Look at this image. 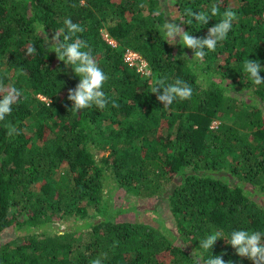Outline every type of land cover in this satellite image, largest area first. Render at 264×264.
<instances>
[{
	"label": "trees",
	"instance_id": "1",
	"mask_svg": "<svg viewBox=\"0 0 264 264\" xmlns=\"http://www.w3.org/2000/svg\"><path fill=\"white\" fill-rule=\"evenodd\" d=\"M172 1L177 21L212 5L238 19L201 61L179 37L167 43L161 26L173 20L161 0H0V79L22 90L0 122V264H193L214 232L222 239L202 260L224 253L225 264H253L225 240L264 233V84L243 71L247 58L264 68V0ZM66 18L84 28L77 36L109 77L104 110L69 111L79 77L51 44ZM220 18L181 27L204 38ZM127 49L149 74L125 62ZM156 77L186 81L191 98L163 109ZM9 123L19 135H7ZM112 189L141 204L167 193L176 228L119 219L126 210L112 206ZM9 228L19 234L3 242Z\"/></svg>",
	"mask_w": 264,
	"mask_h": 264
},
{
	"label": "clouds",
	"instance_id": "2",
	"mask_svg": "<svg viewBox=\"0 0 264 264\" xmlns=\"http://www.w3.org/2000/svg\"><path fill=\"white\" fill-rule=\"evenodd\" d=\"M143 6V4L140 5V7ZM154 14L158 15L159 12L157 11ZM185 15L188 19L182 20L180 24L191 25L193 20H195L197 24L207 25L212 17H221L219 22L208 29L207 36L204 38L194 37L174 21H165L161 26V32L164 34L168 44L174 45L176 38L179 37L180 45L182 44L183 48L193 50V59L201 61L208 52L216 50L219 42L227 39L233 23L238 19L237 14L231 9H225L221 14L217 5H212L207 12H195L189 8L185 10ZM83 32L84 28L80 24L73 23L71 18H66L64 27L60 28L58 33H55L51 42L52 52L56 54L57 59L66 66H70L75 75L79 77V83L74 89L69 90L67 96V99L72 102L69 111L75 113L92 107L104 110L110 103L109 97L103 91L104 84L109 77L98 65L88 42L77 36L78 33ZM61 35L62 39L60 38ZM27 54L37 55L34 45L28 47ZM178 58L185 59L187 56ZM243 71L253 84H264V79L260 75L261 72H264V68L261 67V63L258 60L247 58L243 63ZM152 85V94L156 95L157 100L164 105L163 109L169 108L174 101L188 100L193 94L192 87L180 78H176L174 82L169 83L167 77H156L152 80ZM21 97V89L6 84L4 79H0V122L5 121L6 117L11 115L13 105ZM111 106L113 108L119 107L114 101H111ZM5 127L9 137L20 134L17 127L10 123L6 124ZM221 239V234L214 232L198 241V248L201 253L197 254L196 250L192 253L191 256L194 257L193 264H225L224 253L215 257L210 255L206 260L201 259L202 254L204 252L211 253L214 244ZM225 241L235 249L237 256L248 258L253 264H264V233L260 231L234 230ZM90 264H102V262L100 258H96L90 261ZM227 264H232V262L228 261Z\"/></svg>",
	"mask_w": 264,
	"mask_h": 264
},
{
	"label": "rangeland",
	"instance_id": "3",
	"mask_svg": "<svg viewBox=\"0 0 264 264\" xmlns=\"http://www.w3.org/2000/svg\"><path fill=\"white\" fill-rule=\"evenodd\" d=\"M161 1L165 5V7L168 8V12L170 13L171 20L180 24L181 19L180 21H177L178 13L176 11L173 1L172 0H161ZM110 196H111L110 201L112 203V206L126 210L124 213H121L119 215L118 217L119 219L144 221L152 224L153 226H160L165 230L166 229L173 230L176 228L174 220L170 213L169 202L167 200V193L156 199L145 201L143 204L139 203L136 200H133L132 198H129V196L127 197L125 193L115 189H112ZM133 206L136 207V209L135 208L133 209ZM71 225H73L72 222H65L62 223L59 229L63 230ZM18 234L19 232L15 231L12 228H9L4 233H2L1 240L3 242L9 241L10 239L15 238Z\"/></svg>",
	"mask_w": 264,
	"mask_h": 264
},
{
	"label": "built area",
	"instance_id": "4",
	"mask_svg": "<svg viewBox=\"0 0 264 264\" xmlns=\"http://www.w3.org/2000/svg\"><path fill=\"white\" fill-rule=\"evenodd\" d=\"M104 36L111 45H117V42L108 33L105 32ZM124 60L128 65L136 68L137 71L141 72L142 74L150 73V68L147 61L142 57L139 52L132 49H127L124 53ZM214 124H217V122H214Z\"/></svg>",
	"mask_w": 264,
	"mask_h": 264
}]
</instances>
